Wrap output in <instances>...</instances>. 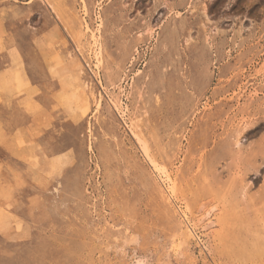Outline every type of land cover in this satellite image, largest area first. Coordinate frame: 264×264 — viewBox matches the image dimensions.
I'll list each match as a JSON object with an SVG mask.
<instances>
[{
    "label": "rangeland",
    "instance_id": "1",
    "mask_svg": "<svg viewBox=\"0 0 264 264\" xmlns=\"http://www.w3.org/2000/svg\"><path fill=\"white\" fill-rule=\"evenodd\" d=\"M0 264H264V0H0Z\"/></svg>",
    "mask_w": 264,
    "mask_h": 264
},
{
    "label": "bare ground",
    "instance_id": "2",
    "mask_svg": "<svg viewBox=\"0 0 264 264\" xmlns=\"http://www.w3.org/2000/svg\"><path fill=\"white\" fill-rule=\"evenodd\" d=\"M135 137L137 138V140L138 141H142V139L135 133ZM143 150L145 151V147H144V145H143ZM148 152V151H147ZM146 155H147V157L149 158V162H150V164L153 166V168H154V170H157V171H161V172H163V173H166L167 172V170L165 169V168H163L162 167V165H160L156 160H154L151 156H150V154H148V153H146ZM171 168V167H170ZM165 177V176H164ZM164 177H162V178H164ZM174 178V177H173ZM172 179V178H171ZM174 180V179H173ZM155 181V180H154ZM155 182H159V181H155ZM166 182H168V181H166ZM170 182V181H169ZM176 182V181H175ZM174 182V183H175ZM168 185V184H167ZM163 186V185H162ZM175 186V185H174ZM160 187V186H159ZM169 188V187H168ZM174 188V187H173ZM170 189V188H169ZM165 190V189H164ZM163 190V191H164ZM170 191V190H169ZM156 192V191H155ZM171 192V191H170ZM164 193V192H163ZM165 193H166V191H165ZM161 194V193H160ZM171 195V194H170ZM174 195V194H173ZM158 196V195H157ZM172 196V195H171ZM159 197V196H158ZM161 197V196H160ZM163 197V196H162ZM175 197V196H174ZM164 198V197H163ZM162 198V199H163ZM160 201H162V200H160ZM165 203V202H164ZM173 204V203H172ZM162 205V204H161ZM203 210H204V207H200V212L202 213L203 212ZM198 211H199V209H198ZM198 213V212H197ZM203 224H204V228L205 229H209L210 227H211V225H213L214 223H215V221H208V222H206V221H204L203 220V222H202ZM203 226H201V228H202ZM181 232V231H180Z\"/></svg>",
    "mask_w": 264,
    "mask_h": 264
}]
</instances>
